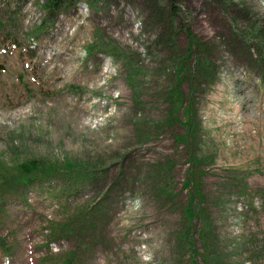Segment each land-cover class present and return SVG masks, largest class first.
I'll return each mask as SVG.
<instances>
[{"label":"rangeland","instance_id":"rangeland-1","mask_svg":"<svg viewBox=\"0 0 264 264\" xmlns=\"http://www.w3.org/2000/svg\"><path fill=\"white\" fill-rule=\"evenodd\" d=\"M45 1L0 0V264H264V0Z\"/></svg>","mask_w":264,"mask_h":264},{"label":"trees","instance_id":"trees-1","mask_svg":"<svg viewBox=\"0 0 264 264\" xmlns=\"http://www.w3.org/2000/svg\"><path fill=\"white\" fill-rule=\"evenodd\" d=\"M108 2L112 0H107ZM75 4V0H46L44 3L45 10L47 11V16L49 19H51L52 15H56L58 10H66L70 7H72ZM153 9L156 11V13L159 15L163 10L168 11L169 14V22L168 24H171L172 20L176 17L175 12L178 11L175 5V0H152ZM164 4V5H163ZM167 10H166V8ZM53 20H51V23ZM167 23V19L165 21ZM176 35V34H174ZM172 40H175V38H171ZM183 61L184 59H181L178 63L179 71L178 73L184 71L183 69ZM197 68H199V61L196 63ZM196 68V69H197ZM170 97V105H171V114H177L180 111L183 114V123H180L182 127L184 128L183 134L176 138L177 143H182L185 146H189L191 140L195 138V135L197 133V126L194 123L193 117L194 112L191 108V101L190 97L187 99L184 97V94L181 89V80L176 79V86L172 90V93L169 94ZM177 121V120H176ZM22 171L24 175H27L30 180H32L35 176L40 175L42 172V168L40 167L39 162L37 161H31L27 163V165H24L22 167ZM27 177V178H28ZM26 178V179H27ZM23 183H25V178L22 179ZM189 179L184 182V185L186 187H189ZM198 186V184H197ZM198 189L196 188L192 194L189 197L187 206L185 208V215L187 216L188 223L190 224L196 219L198 216V209L194 205V202L196 200V196H199V193L197 192ZM190 240V239H189ZM188 239L185 240L186 244H190V241ZM190 250H193V247H189ZM62 264H72V259H68L64 261Z\"/></svg>","mask_w":264,"mask_h":264},{"label":"clouds","instance_id":"clouds-1","mask_svg":"<svg viewBox=\"0 0 264 264\" xmlns=\"http://www.w3.org/2000/svg\"><path fill=\"white\" fill-rule=\"evenodd\" d=\"M144 259H145V260H148V259H150V256H148V257H145Z\"/></svg>","mask_w":264,"mask_h":264}]
</instances>
